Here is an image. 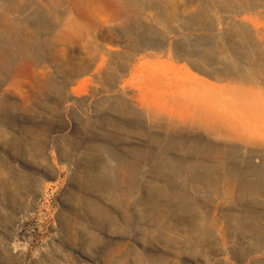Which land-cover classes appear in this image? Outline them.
<instances>
[{
  "label": "rangeland",
  "instance_id": "obj_1",
  "mask_svg": "<svg viewBox=\"0 0 264 264\" xmlns=\"http://www.w3.org/2000/svg\"><path fill=\"white\" fill-rule=\"evenodd\" d=\"M0 264H264V0H0Z\"/></svg>",
  "mask_w": 264,
  "mask_h": 264
},
{
  "label": "bare ground",
  "instance_id": "obj_2",
  "mask_svg": "<svg viewBox=\"0 0 264 264\" xmlns=\"http://www.w3.org/2000/svg\"><path fill=\"white\" fill-rule=\"evenodd\" d=\"M142 1H145V0H142ZM126 7L129 8V6H126ZM124 12H125L124 14L126 15L127 20H137L138 19V15H136L133 11H131L129 9H125ZM10 32L12 33L11 29H10ZM198 50H201V49L198 48ZM233 66H234L235 70H237V71L239 70V67L237 65H233ZM187 110L189 111V113L197 112V109H195V108L193 109L192 107H188ZM141 123L146 128V130H148L149 132L151 131L154 133H160L163 137L164 143L168 142L169 140H172L174 137H186V136L190 137V136H193L196 134V131L189 130L188 128L183 127V126L177 127L176 129H172L173 127L171 125H169V123L166 121L151 122L147 118H145L141 121ZM130 140L132 143H142L143 142L142 139L137 138V137H131ZM102 141L106 142V144H107V146L111 152L110 157L115 162H118L120 160V157H119V155H117V153H115V151H114L115 147L111 146L107 139H102ZM160 148H161V146H160ZM105 206L108 207V205H105Z\"/></svg>",
  "mask_w": 264,
  "mask_h": 264
}]
</instances>
